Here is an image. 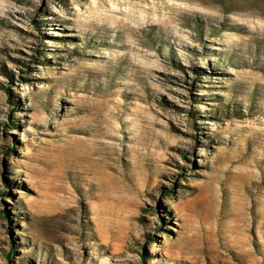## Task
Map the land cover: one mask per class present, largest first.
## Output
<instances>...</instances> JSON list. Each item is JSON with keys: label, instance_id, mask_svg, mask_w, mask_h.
Segmentation results:
<instances>
[{"label": "rangeland", "instance_id": "rangeland-1", "mask_svg": "<svg viewBox=\"0 0 264 264\" xmlns=\"http://www.w3.org/2000/svg\"><path fill=\"white\" fill-rule=\"evenodd\" d=\"M0 264H264V0H0Z\"/></svg>", "mask_w": 264, "mask_h": 264}]
</instances>
